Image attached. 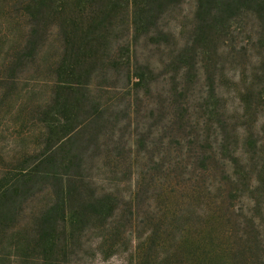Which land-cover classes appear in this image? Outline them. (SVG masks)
<instances>
[{
    "label": "rangeland",
    "instance_id": "374dc122",
    "mask_svg": "<svg viewBox=\"0 0 264 264\" xmlns=\"http://www.w3.org/2000/svg\"><path fill=\"white\" fill-rule=\"evenodd\" d=\"M21 1L0 0V171L17 158L43 149L45 128L40 112L51 99L57 79L54 65L64 47L60 28L49 24L40 28L35 36L39 46L32 51L28 46L31 17L21 9ZM195 6V0H185L162 18V28L176 37L168 48L142 37L138 43L133 40L127 55L126 21L118 20L105 54L110 66L92 77V98L108 105L104 116L108 123L97 129L100 136L96 142L84 139L81 146L86 152V172L96 182L94 189L120 198L122 223L129 224L127 213L134 207L138 227L132 232L128 229L116 246L111 238L99 244L105 231L89 229L79 243L82 246H76L77 254L70 256L76 264H132L137 240L153 228L148 224L149 211L159 209L175 229L188 225L192 232L221 216L217 221L220 235L227 234L232 244L238 234H243L247 243L257 236L258 251L264 257V103L244 110L241 98L251 82L263 79V66L256 62L264 56V33L250 16L233 24L230 39L222 44L227 53L216 58L211 71L220 95L216 113L204 105L208 84L202 78L189 87L183 100L184 109L189 107L180 114L185 118L183 125L176 123L173 116L179 118V109L172 105L176 97L169 84L173 71L167 64L176 42L183 44L188 38ZM260 37L262 44L256 40ZM127 56L152 67L150 76L156 81L151 88L129 92L128 70L123 65ZM115 58L122 62L117 68L111 66ZM129 93L135 99L132 107L128 105ZM233 158L241 159V171L252 180L250 187L243 176L237 183L229 178L236 171ZM46 201L43 194L23 203L19 223H29ZM202 212L213 218H200ZM252 217L257 228L250 222ZM170 232L172 244L174 230ZM11 238L4 237L0 245V264H21L14 256L16 249L10 247V241L15 240Z\"/></svg>",
    "mask_w": 264,
    "mask_h": 264
},
{
    "label": "trees",
    "instance_id": "16d2710c",
    "mask_svg": "<svg viewBox=\"0 0 264 264\" xmlns=\"http://www.w3.org/2000/svg\"><path fill=\"white\" fill-rule=\"evenodd\" d=\"M184 1H21V9L31 17L28 46L32 51L35 53L39 46L35 36H39L40 28L49 24L60 28L64 45L61 58L54 65L57 79L53 82L51 99L40 112V122L45 128L43 149L38 154L27 153L17 158L0 171V245L3 246L6 236L14 238L10 247L16 249L14 256L21 264H76L70 256L77 254L76 246H82L79 243L89 229L105 231L99 244L111 238L116 246L128 229L132 232L138 227L134 207L131 206L127 213L131 217L129 224L122 223L120 198L113 192L100 193L94 189L96 182L86 172V152L81 146L83 140L92 144L96 142L100 136L97 129L108 123L104 119L108 105L92 98V77L110 66L106 65L105 54L116 33L119 18L126 21L124 25L129 36L125 48L127 55L133 40L138 43L142 37H149L168 48L176 37L162 28L160 22L167 12ZM195 1L188 38L183 44L176 42L167 64L173 71L169 84L176 97L172 105H178L179 109V118L175 114L173 119L182 125L185 118L180 114L189 108L186 105L187 109H184L186 103L183 100L196 80H207L204 105L213 107V113H216L220 95L215 86V74L211 71L217 65L216 58L227 53L222 44L230 39L233 24L250 16L254 26L264 33V0ZM262 39L256 40L262 44ZM111 61L115 68L122 65L118 58ZM258 62L264 71V56ZM123 65L128 70L131 93L132 89L139 91L140 88L152 87L156 81L150 76L152 67L135 62L133 56H127ZM258 80L251 82L241 94L245 101L244 110L256 109L264 103V76ZM131 93L129 107L135 101ZM134 96L138 97L137 94ZM188 125L184 123L185 127ZM233 163L236 171L230 175L231 181L237 183L243 176L245 185L250 187L252 180L245 171H241V159L233 158ZM170 165L167 164L168 167ZM43 194L47 201L34 212L29 223L20 224V206ZM228 208L231 210L232 206ZM161 211H149L148 224L153 228H148L137 240L132 264H264V257L258 251L260 241L257 236L252 243H247L245 240L248 239L238 234L232 244L227 240V234H219L217 223L223 217L209 219L208 224H201L199 229L202 230L194 229V234L188 225L175 229L174 224H168L162 218ZM200 215V218L210 217L206 212ZM250 222L257 228L254 217ZM171 228L174 230L173 243L169 244ZM0 251V256H3Z\"/></svg>",
    "mask_w": 264,
    "mask_h": 264
}]
</instances>
